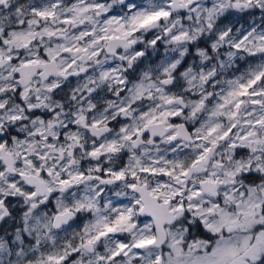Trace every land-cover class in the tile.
<instances>
[{
    "label": "snow or ice",
    "instance_id": "1",
    "mask_svg": "<svg viewBox=\"0 0 264 264\" xmlns=\"http://www.w3.org/2000/svg\"><path fill=\"white\" fill-rule=\"evenodd\" d=\"M0 264H264V0H0Z\"/></svg>",
    "mask_w": 264,
    "mask_h": 264
},
{
    "label": "flooded vegetation",
    "instance_id": "2",
    "mask_svg": "<svg viewBox=\"0 0 264 264\" xmlns=\"http://www.w3.org/2000/svg\"><path fill=\"white\" fill-rule=\"evenodd\" d=\"M245 19H247V17ZM237 26H239V24ZM148 39H151V36H148ZM200 46H204L203 40L200 41ZM140 47L142 48L143 45H140ZM164 51H165V45H164L163 41H161L158 43V50L156 53H153L151 49L148 50L147 57L141 61L140 66L144 67V66H147L149 64L154 66L155 61H159L163 58ZM193 59H194V57L189 55L185 60V64L191 63L193 61ZM252 61H255V60H252ZM247 65H248V61H239L238 60L236 67H238L241 71H243ZM231 72H232V70H230L229 75L231 74ZM89 74H91V73H89ZM71 82H72V85L75 86V83H76L75 78H71ZM80 220H78L77 223H79ZM75 225L76 224L73 225V228Z\"/></svg>",
    "mask_w": 264,
    "mask_h": 264
},
{
    "label": "rangeland",
    "instance_id": "3",
    "mask_svg": "<svg viewBox=\"0 0 264 264\" xmlns=\"http://www.w3.org/2000/svg\"><path fill=\"white\" fill-rule=\"evenodd\" d=\"M161 60H159V61H155V63H154V65H156V64H158L159 62H160ZM255 62H257L256 60L255 61H252V63H255ZM247 67V66H246ZM245 67V68H246ZM238 74V73H237ZM88 217H81V220L79 221V223H77V224H79L80 225V227H82L83 226V221L85 220V219H87ZM77 227V225H75L74 226V228H76Z\"/></svg>",
    "mask_w": 264,
    "mask_h": 264
}]
</instances>
